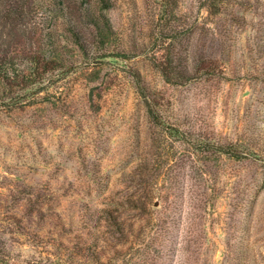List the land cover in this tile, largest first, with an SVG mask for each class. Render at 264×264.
<instances>
[{
	"label": "rangeland",
	"instance_id": "obj_1",
	"mask_svg": "<svg viewBox=\"0 0 264 264\" xmlns=\"http://www.w3.org/2000/svg\"><path fill=\"white\" fill-rule=\"evenodd\" d=\"M16 1L0 264H264V0Z\"/></svg>",
	"mask_w": 264,
	"mask_h": 264
},
{
	"label": "trees",
	"instance_id": "obj_2",
	"mask_svg": "<svg viewBox=\"0 0 264 264\" xmlns=\"http://www.w3.org/2000/svg\"><path fill=\"white\" fill-rule=\"evenodd\" d=\"M3 3V0H0V5ZM19 2L16 0H7V4H9V11H15L19 9ZM14 13V12H12ZM19 14V13H17ZM0 52H1V47H0ZM26 76V74H24ZM18 76V74H15L14 71H12V69L10 70V67H8V65H6V61L5 58H3V55L0 54V80L4 81L5 83H7V80L9 79L10 82H12V79H16V77ZM149 106V105H148ZM149 112L151 114V117L155 120H159V117L154 113V111L152 110L151 107H149Z\"/></svg>",
	"mask_w": 264,
	"mask_h": 264
}]
</instances>
